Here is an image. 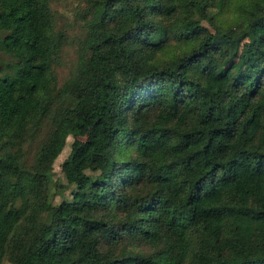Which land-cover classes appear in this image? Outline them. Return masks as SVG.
I'll use <instances>...</instances> for the list:
<instances>
[{
  "label": "trees",
  "instance_id": "obj_1",
  "mask_svg": "<svg viewBox=\"0 0 264 264\" xmlns=\"http://www.w3.org/2000/svg\"><path fill=\"white\" fill-rule=\"evenodd\" d=\"M86 2L58 86L49 0H0V264H264V0Z\"/></svg>",
  "mask_w": 264,
  "mask_h": 264
},
{
  "label": "rangeland",
  "instance_id": "obj_2",
  "mask_svg": "<svg viewBox=\"0 0 264 264\" xmlns=\"http://www.w3.org/2000/svg\"><path fill=\"white\" fill-rule=\"evenodd\" d=\"M49 5L54 18V27L63 35L61 48L58 51L57 57L52 65L57 78L56 83L58 86H60L69 76L76 61V49L78 46V41L84 34L83 15L85 13V6L87 5V2L86 0H49ZM229 11L230 8L224 11L223 14L228 13ZM203 24L206 25L204 21ZM208 28L211 29L209 26ZM6 59L7 55H5L0 50V64ZM45 127L46 126H43L42 124L35 138H31V140L28 139V141L25 143L23 148L27 151L26 153L28 159H31V151L38 143V140L42 137ZM72 139V135H68L66 137L65 145L63 146L62 150H60V154H58L53 162L51 176L53 178L52 181L54 185L52 186L51 190L53 192L54 203L60 202L64 197L69 198L70 193L72 192L71 187L67 188L64 186L66 181H64L60 169V163L67 155V151L69 150ZM89 173L93 174V172L87 171V174ZM2 264L11 263L6 261Z\"/></svg>",
  "mask_w": 264,
  "mask_h": 264
}]
</instances>
